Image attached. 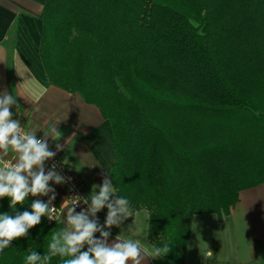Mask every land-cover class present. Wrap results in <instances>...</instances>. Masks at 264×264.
<instances>
[{"label": "trees", "instance_id": "1", "mask_svg": "<svg viewBox=\"0 0 264 264\" xmlns=\"http://www.w3.org/2000/svg\"><path fill=\"white\" fill-rule=\"evenodd\" d=\"M40 56L51 85L109 121L110 181L147 211L151 245L170 243L164 264H187L196 215L223 221L264 184V0H46ZM63 226L42 217L0 264L46 253Z\"/></svg>", "mask_w": 264, "mask_h": 264}, {"label": "crops", "instance_id": "2", "mask_svg": "<svg viewBox=\"0 0 264 264\" xmlns=\"http://www.w3.org/2000/svg\"><path fill=\"white\" fill-rule=\"evenodd\" d=\"M45 3L46 0H0V93L16 96L19 106L12 107L13 118L37 137L47 139L49 147L82 180L90 198L93 185L101 186L104 179L110 180V169L117 162L113 133L97 107L85 103L79 94L51 85L40 56ZM53 127L62 133L58 141L51 137ZM57 144L61 146L59 151ZM10 157H14L11 152L5 158ZM49 186L55 190V202L64 210L63 221L68 195L54 181ZM116 198L113 193L110 200ZM100 214L104 225L107 208ZM137 217L123 221L122 237L144 243L131 224ZM120 227L105 229L111 232L109 243L121 234ZM95 236L99 238V233ZM145 241L151 248L147 234ZM192 246L197 251L193 250V259L198 264H202L200 246H232L235 264H264V184L241 192L239 202L223 221L216 215H196L187 264ZM211 252L208 249L206 256ZM142 264L153 261L147 258Z\"/></svg>", "mask_w": 264, "mask_h": 264}, {"label": "clouds", "instance_id": "3", "mask_svg": "<svg viewBox=\"0 0 264 264\" xmlns=\"http://www.w3.org/2000/svg\"><path fill=\"white\" fill-rule=\"evenodd\" d=\"M14 105L19 106L16 96L0 93V199L8 197L10 208L15 209L29 195H52L47 202L34 200L31 212L24 211L15 217L0 214V253L14 240L26 237L30 229L41 223L42 217L53 219L56 209L50 205L56 194L49 182H64V178L55 171V165L45 172V162L55 157L56 152L49 149L46 138H37L35 132L23 130L20 121L13 118L11 109ZM52 133L51 137L57 141L62 136L56 127L52 128ZM59 150L61 146L57 144ZM10 152L14 154V160L6 163L4 158L9 157ZM113 193L115 190L109 179H104L101 186L93 185L90 198H83L87 208L76 212L78 200L68 207L66 219L62 221L64 226L52 231L47 252L38 254L32 251L26 257V264H50L54 257L61 258L62 264H142L147 258L166 256L171 251L170 243L150 248L139 239H125L121 234L112 243L108 242L111 232L105 229L120 227L125 219L133 217L130 201L121 196L110 200ZM105 207L106 220L104 225H100L96 214ZM96 233H99V238H96ZM85 246L86 251L83 250Z\"/></svg>", "mask_w": 264, "mask_h": 264}, {"label": "built area", "instance_id": "4", "mask_svg": "<svg viewBox=\"0 0 264 264\" xmlns=\"http://www.w3.org/2000/svg\"><path fill=\"white\" fill-rule=\"evenodd\" d=\"M22 128L25 132H29L23 126ZM49 149L53 151L50 147ZM11 158L12 159L4 158V162L6 163L13 162L14 157ZM53 165H55V171L64 178V182L60 183L59 185L62 188H64V190L68 195V207L73 206L75 202L78 200L75 205L76 212H80L82 209H86L87 205L83 203V198H89V196L82 180H80L57 155H55V157L45 162V169L50 170L52 169ZM50 196H51L50 194H48V196H36V197L29 195L25 201L31 204L34 202V200H41L43 202H47ZM89 203H90V199H89ZM50 206L54 207L56 210L53 213V219H49L46 216V221L49 225H53L62 219L64 210L55 202V200L52 201V204ZM96 217L98 218L99 224L102 225L100 212L96 214Z\"/></svg>", "mask_w": 264, "mask_h": 264}, {"label": "rangeland", "instance_id": "5", "mask_svg": "<svg viewBox=\"0 0 264 264\" xmlns=\"http://www.w3.org/2000/svg\"><path fill=\"white\" fill-rule=\"evenodd\" d=\"M27 202V201H25ZM29 203V202H27ZM101 215V214H100ZM138 217L131 223L132 226L137 230L138 234L141 235L142 239L144 240L143 244H145L146 234L148 239V218L149 215L147 211L143 210L135 214ZM134 215V216H135ZM102 220V218H101ZM103 225V223H102ZM119 233L121 231V235L124 234L122 232V228L120 227ZM120 235V234H117ZM150 243V242H149ZM151 244V243H150ZM151 247H153L151 245ZM191 251L188 256V262L190 264H198L197 259H193V250L194 246H192ZM211 249V256H206L207 250ZM196 251V250H195ZM197 252V251H196ZM198 254L202 257V264H235V253L232 250V246H200ZM153 264H164L163 258H151Z\"/></svg>", "mask_w": 264, "mask_h": 264}]
</instances>
